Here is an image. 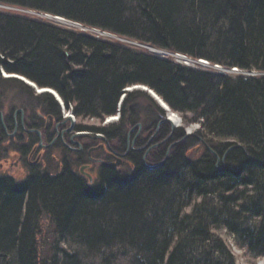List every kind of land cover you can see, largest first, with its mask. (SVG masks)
Instances as JSON below:
<instances>
[{
	"label": "trees",
	"instance_id": "trees-1",
	"mask_svg": "<svg viewBox=\"0 0 264 264\" xmlns=\"http://www.w3.org/2000/svg\"><path fill=\"white\" fill-rule=\"evenodd\" d=\"M0 4L226 69L264 73V0ZM3 72L56 91L78 118L103 122L120 113L117 122L78 123L77 130L103 136L115 152H129L124 166L101 167L93 183L61 151L57 170L30 167L27 156L37 135L21 127L19 113L18 134L9 136L0 117V161L16 152L29 168L23 181L0 176V264H236L214 233L220 225L249 258L264 257V75L194 68L0 10V111L7 91L15 89L32 107L25 109L27 129L38 128V110L62 115L53 94H37ZM136 85L153 90L185 125L201 128L193 135L174 128L147 91H127ZM15 111L5 117L9 133Z\"/></svg>",
	"mask_w": 264,
	"mask_h": 264
},
{
	"label": "rangeland",
	"instance_id": "rangeland-1",
	"mask_svg": "<svg viewBox=\"0 0 264 264\" xmlns=\"http://www.w3.org/2000/svg\"><path fill=\"white\" fill-rule=\"evenodd\" d=\"M0 10H5V11L13 12V13H19V14L27 15V16L34 17V18L44 19L50 23L57 24V25H60V26L66 27V28L73 29V30L82 31V32L94 35L95 37L104 38V39H107L110 41H119V42L124 43L128 46L138 48V49H147L148 51L154 52L155 54H157L160 57L173 58L174 60H176L178 62L188 63L194 68H200V69H204V70L212 69V70L218 71L219 73L229 74V75L230 74H239V75H244V76H248V77L253 75V74H249L248 72H236V71L234 72L232 70H226V69L220 67L219 65H211L209 62H206V61H204L203 64H202V61L201 62H194L193 60L188 61L185 59L187 57H178L177 55H175L173 53H168V52L163 51V50L154 49L148 45L141 44V43H138L136 41H131V40H128L125 38H121V37H118V36L113 35V34L112 35L111 34H104V32H102V31L100 32V31H97L95 29L85 27L83 25H76L74 22L69 23V25L64 24L63 22H59L58 20H56L57 18H55L52 15L47 16L48 14L39 13V12H36L33 10L21 9L18 7H9L6 5H1V4H0ZM50 16H52V17H50ZM217 66H219L220 68ZM3 75H4V73H3ZM263 75L264 74L256 72V74L254 76H263ZM14 78H16V77H14ZM134 90L147 91V89H144L143 87L141 88V87L134 86L131 89L129 88V91H134ZM36 93L38 94L37 91H36ZM29 104H30V101L28 100L27 95H25L24 93H22L18 90L9 89L7 91L6 97L4 99L3 113L7 114L8 111L10 112L13 110H18V109L23 110L24 112H26V110L29 111L30 108H32ZM0 112H2V111H0ZM68 114H72V113H70L68 111L64 112V115L66 117L69 116ZM71 116L73 118L70 121L68 118V122L72 123V124L83 123V124H88V125H96V126L102 125L103 126V125H108V124H111V123L118 121L117 120L118 119L117 114L115 115L117 117V119L114 122L108 121L110 119V117H106L105 120L103 122H101L100 120L95 119V118L82 119V118L76 117L75 114H72ZM179 117L181 119L180 115H179ZM172 125L175 126V124H172ZM176 126L174 128H176ZM178 126L184 127L187 135H193V134H195V132L197 130L200 129L199 123L198 124L185 125L184 122L181 121L178 124ZM10 134L12 135V133H10ZM15 135L16 134H14V136ZM99 136H100L99 138L102 137L101 135H99ZM0 163H2L4 165V167L3 166L1 167V165H0V176L8 175V176L14 177L18 181H23L27 177L29 168L26 166V163H24V161L21 160V156L18 153L12 152L11 154H9V158L5 159L3 162L0 161ZM45 163H46V167H50L52 170H57L58 167L60 166V161L58 162L59 163L58 164L57 162L51 161L50 158H47ZM122 166H124V164ZM214 233H216L217 235L222 237V239L228 244V246L230 247V249L232 250V252L234 254L236 264H264V257L259 259L258 261H254L251 258H249L246 255V252L238 246V244L235 241V238L228 231V229L226 227H224L222 225L216 226V227H214Z\"/></svg>",
	"mask_w": 264,
	"mask_h": 264
},
{
	"label": "flooded vegetation",
	"instance_id": "flooded-vegetation-1",
	"mask_svg": "<svg viewBox=\"0 0 264 264\" xmlns=\"http://www.w3.org/2000/svg\"><path fill=\"white\" fill-rule=\"evenodd\" d=\"M19 113L21 114V127L25 129L27 133H35L37 135L38 141L34 144L30 154L27 156V165L30 167L41 165L46 166L45 162L49 157L53 162L58 163L60 161V156L57 155H59V152L61 151V155L62 153H66V155L70 157L69 159L73 161L76 171L89 180V178L82 173L83 170L84 173L91 174L95 180L101 167H116L90 161L89 156L91 149L98 147L97 149L92 150V157L95 159H102L108 163L116 161V156L123 155L110 149L103 136L99 138L100 136L98 134L94 135L89 131L77 130V124L69 123L62 115L60 116L56 113L53 114L52 112L44 113L41 110L37 111V115L41 121L38 124V128L33 129H27L25 127V120L29 113L20 109L16 110L13 115L15 130L12 135L8 132V127L5 125V117L10 116V112L8 111L7 114L2 112L0 115L1 121L3 122L7 135L9 136L18 134L20 126L18 123ZM141 130L142 125L137 134H140ZM90 139L96 142L92 147H90V144L85 143V141ZM134 144L132 146L133 150ZM0 165L1 167H4L2 163H0Z\"/></svg>",
	"mask_w": 264,
	"mask_h": 264
},
{
	"label": "bare ground",
	"instance_id": "bare-ground-1",
	"mask_svg": "<svg viewBox=\"0 0 264 264\" xmlns=\"http://www.w3.org/2000/svg\"><path fill=\"white\" fill-rule=\"evenodd\" d=\"M56 20H58L59 22H63L64 24H68L69 25V23H70V21H68V20H66V19H63V18H61V17H59V18H57ZM97 31H99V30H97ZM101 32V31H100ZM104 34H106L105 32H104ZM99 39H103V40H107V39H104V38H100V37H98ZM203 61V60H202ZM6 77H18L19 79H26L27 81H29V82H31V83H33L32 81H30L29 79H27V78H25V77H23V76H20V75H17V74H10V73H5L4 74ZM136 87H143L144 89H147L148 90V87H146V86H144V85H136ZM35 88V87H34ZM130 89L132 88V87H129ZM36 89V91L37 92H39V93H50L51 92V94L52 93H55V94H57L58 96H59V94L56 92V91H54V90H52V89H50V88H48L49 90H44L43 88H40V87H37V88H35ZM129 90V89H128ZM47 91V92H46ZM50 91V92H49ZM149 94L152 96L153 94L151 93V92H149ZM54 95V94H53ZM55 97V96H54ZM60 97V96H59ZM155 98H157L156 99V101H157V103H159L160 105H162V107L164 108V109H166V113H167V115H168V117H169V119H170V123H172V124H179L180 122H181V119H180V117H179V114L178 113H176V112H173L171 109L169 110L168 108H167V106L164 104V102L163 101H161V99H159L158 97H156L155 96ZM61 99V98H60ZM74 114V113H73ZM69 116H67V118H69V121L73 118L71 115L72 114H68ZM118 117V116H117ZM117 117L115 116V115H113V116H110V119L108 120L109 122H114L116 119H117ZM138 136H139V134H137ZM136 135V136H137ZM138 136L137 137H135V139H137L138 138ZM134 139V140H135ZM153 139V138H152ZM136 142V141H135Z\"/></svg>",
	"mask_w": 264,
	"mask_h": 264
},
{
	"label": "water",
	"instance_id": "water-1",
	"mask_svg": "<svg viewBox=\"0 0 264 264\" xmlns=\"http://www.w3.org/2000/svg\"><path fill=\"white\" fill-rule=\"evenodd\" d=\"M217 67H219V66H217ZM220 68V67H219ZM249 74H253L252 76H254L255 75V73L253 72V73H249ZM22 79V78H21ZM22 80H24L25 82H27L28 84H30L31 86H33V87H35V88H37L38 86L35 84V83H31V82H29V81H26V79H22ZM44 90H49L48 88H43ZM47 92V91H46ZM50 92V91H49ZM149 92H151L153 95V97L155 98V96L156 97H158L159 99H161L154 91H152V90H149ZM43 93V92H42ZM55 96H57V99L58 100H61L60 99V97L57 95V94H55ZM155 99H157V98H155ZM161 101H163V99H161ZM164 102V101H163ZM164 104L167 106V108L170 110V107L164 102ZM162 106V105H161ZM166 110V109H165ZM1 113L2 112H0V115H1ZM165 120H167V121H170V119H169V117H167ZM139 126H141V124H139ZM132 130H134V129H132ZM132 132V131H131ZM130 132V133H131ZM138 136V135H137ZM136 136V137H137ZM135 141H136V139L134 140V142H133V144L135 143ZM98 148V147H97ZM97 148H93V149H91L90 150V161H92L93 163H98V162H100V163H103V164H105V165H108V166H115V167H117V168H120L122 165H123V163H124V157H126L127 155H128V152L129 151H127L125 154H123V155H119V156H116L115 157V159H116V161H114L113 163H108V162H105L104 160H102V159H95V158H93L92 157V150H94V149H97ZM164 163V161L163 162H161V163H159V164H157V165H154V166H149L150 168H152V169H155V168H158V167H160L162 164ZM82 173L83 174H85L88 178H89V180L92 182L93 181V177H92V175L91 174H89V173H84L83 172V170H82Z\"/></svg>",
	"mask_w": 264,
	"mask_h": 264
},
{
	"label": "built area",
	"instance_id": "built-area-1",
	"mask_svg": "<svg viewBox=\"0 0 264 264\" xmlns=\"http://www.w3.org/2000/svg\"><path fill=\"white\" fill-rule=\"evenodd\" d=\"M70 113H72V111H70ZM73 114V113H72Z\"/></svg>",
	"mask_w": 264,
	"mask_h": 264
}]
</instances>
